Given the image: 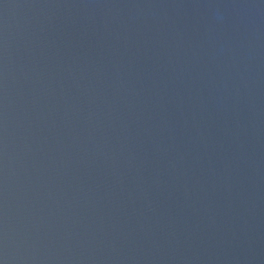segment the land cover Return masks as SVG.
I'll list each match as a JSON object with an SVG mask.
<instances>
[{
    "label": "water",
    "instance_id": "water-1",
    "mask_svg": "<svg viewBox=\"0 0 264 264\" xmlns=\"http://www.w3.org/2000/svg\"><path fill=\"white\" fill-rule=\"evenodd\" d=\"M0 264H264V0H0Z\"/></svg>",
    "mask_w": 264,
    "mask_h": 264
}]
</instances>
